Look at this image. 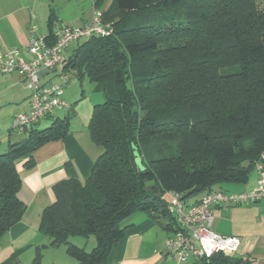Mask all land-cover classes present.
I'll return each mask as SVG.
<instances>
[{
    "label": "trees",
    "instance_id": "trees-1",
    "mask_svg": "<svg viewBox=\"0 0 264 264\" xmlns=\"http://www.w3.org/2000/svg\"><path fill=\"white\" fill-rule=\"evenodd\" d=\"M108 1L100 10L111 34L76 42L60 63L61 74L86 77L103 95L88 123L101 152L84 182L53 186L38 229L48 247L65 245L75 264H106L136 212L176 231L164 195L188 202L245 185L255 164L264 165V0ZM53 17L50 9L48 44L56 39ZM69 120L66 112L42 130L38 122L0 154V238L26 209L17 166L33 167L34 151L62 140ZM73 236H93L95 247L72 245ZM40 249L32 264H42ZM207 264L246 262L216 254Z\"/></svg>",
    "mask_w": 264,
    "mask_h": 264
},
{
    "label": "crops",
    "instance_id": "crops-1",
    "mask_svg": "<svg viewBox=\"0 0 264 264\" xmlns=\"http://www.w3.org/2000/svg\"><path fill=\"white\" fill-rule=\"evenodd\" d=\"M95 2L0 0V53L17 50L21 59L30 60L27 47L31 25L36 28L37 36H48L51 9L55 35L60 25L82 27L90 23L94 11L102 12L95 7ZM61 73V65L51 72L43 71L40 73V84L57 81ZM72 97L63 93L62 98L70 108ZM29 98L30 93L22 75L0 73V151H6L10 143L23 138V132H11L10 123L16 114L28 111ZM72 112L76 122L71 124L62 140L47 143L34 151L33 167L25 168L23 163L17 166L21 178L18 196L26 209L21 220L0 238V264H32L38 248L41 247L40 254L49 248L47 238L40 235L38 229L42 210L55 200L53 186L67 179L84 182L101 152L88 134L90 103L78 102ZM57 114L53 113L46 120L58 118L60 114ZM256 178L254 172L245 185H222L215 189L246 192L255 187ZM200 197L190 199L188 203L193 204ZM211 214V229L214 232L239 238V247L231 257L246 264H264V221L260 206H234L228 209L215 206ZM165 223V220L157 217L152 219L145 212L134 213L124 221L127 226L125 238L110 252L106 264H202L194 258L178 262L173 255L164 251V241L170 234L164 228Z\"/></svg>",
    "mask_w": 264,
    "mask_h": 264
},
{
    "label": "built area",
    "instance_id": "built-area-1",
    "mask_svg": "<svg viewBox=\"0 0 264 264\" xmlns=\"http://www.w3.org/2000/svg\"><path fill=\"white\" fill-rule=\"evenodd\" d=\"M112 32L111 23H105L102 13L94 11L90 23L79 28L60 25L56 39L48 44L44 37L36 35L31 25L27 52L30 60H23L17 50L0 53V73H19L23 76L30 93L29 109L16 114L10 123V130L24 132L39 121L50 117L56 110L67 111L70 105L62 98L63 88L69 82L66 74L46 85L40 84V72H51L62 61L63 54L72 44L90 36H108ZM256 185L246 192L215 190L200 197L193 204L182 200L178 193H169L168 212L174 219L176 231L170 232L164 241V251L173 255L178 262L194 258L207 264L216 254L231 255L239 247V238L224 236L211 229L212 207L228 209L234 206H260L264 221V165L255 164Z\"/></svg>",
    "mask_w": 264,
    "mask_h": 264
},
{
    "label": "rangeland",
    "instance_id": "rangeland-1",
    "mask_svg": "<svg viewBox=\"0 0 264 264\" xmlns=\"http://www.w3.org/2000/svg\"><path fill=\"white\" fill-rule=\"evenodd\" d=\"M108 3H109L108 0L105 1L100 5L99 9L101 10L106 9ZM261 6H263V4H261ZM75 46L76 44H72L71 46H69L68 49H66V51L64 52V58H67L72 53V50ZM68 77H69V82L64 86L63 93L68 94L69 96L70 95L73 96L72 98L74 100L71 99L70 103L72 107L70 109H73V106L78 104V102L79 103L89 102L91 114H92L93 107L97 104L103 103L104 101L103 95L95 90V85L91 83L86 77H84L81 81H79L72 73H69ZM74 95L76 98H74ZM70 109H68L67 111L64 110L55 111L58 112V114H60L58 118H63L66 115V112H69L70 115L69 130L71 128V124H74V122H76L74 119L75 117H73V114L70 112ZM51 122L52 119L50 120L43 119L39 121V123L36 125V128L39 130L45 129L50 125ZM11 132L15 134L17 133V131H11ZM21 136L24 138L26 134L23 133ZM4 153L5 151H0V154H4ZM164 199L169 200L167 195H164ZM68 242L72 245L84 249L87 252L91 251L95 247V239L93 236H89V237L73 236L68 239ZM41 254H42L41 255L42 264H75V260L67 254L65 245H61L59 247H49L48 249H44L41 252Z\"/></svg>",
    "mask_w": 264,
    "mask_h": 264
},
{
    "label": "water",
    "instance_id": "water-1",
    "mask_svg": "<svg viewBox=\"0 0 264 264\" xmlns=\"http://www.w3.org/2000/svg\"><path fill=\"white\" fill-rule=\"evenodd\" d=\"M42 72H40V73H42ZM45 72H49V71H45ZM146 190L148 192L154 193L156 196H159V192H158V190H157V188L155 186H149V187L146 188Z\"/></svg>",
    "mask_w": 264,
    "mask_h": 264
}]
</instances>
